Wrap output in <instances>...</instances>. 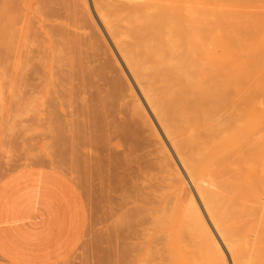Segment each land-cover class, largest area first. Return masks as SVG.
<instances>
[{"label": "bare ground", "instance_id": "bare-ground-1", "mask_svg": "<svg viewBox=\"0 0 264 264\" xmlns=\"http://www.w3.org/2000/svg\"><path fill=\"white\" fill-rule=\"evenodd\" d=\"M66 1L67 0H53V2L60 4ZM70 1L79 9L81 16H84L91 27L96 30L99 39L102 40L101 42L106 48V51H104L107 53L103 54H108L110 58H108L107 61L111 59L110 61H113L116 67V72L114 73H117L118 76L115 77L114 75L115 78H112V82H109L111 90L115 91L117 87L122 86L124 83L121 85V80H124L127 87L124 88L130 96L127 92L124 95L127 94L130 97V101L134 104V112L132 111L133 113L129 115H131L132 118L137 117L136 119H138L141 127L146 126L145 128H148L149 137H151L152 140L154 138L156 143L154 141L152 143L147 139L152 145L154 144V146H152V148L150 146L152 150L148 151L146 155H141L143 158L145 156L144 162H140L142 159L134 162L136 159L133 157L132 162V158L130 157L133 152L131 151L132 153L130 156L128 155V150H130V148L123 146L128 152L126 154L124 153L125 150L120 146V148L123 149L121 154L123 156L127 155L126 157L124 156L125 162L128 156H130L128 160L131 159V161L129 160L130 163L122 165V163L117 160V156L121 155L120 150H118L120 143L118 144L117 142L119 135L117 136V140L114 141L116 136L113 137V133H111L113 130L107 129L109 126L106 124L105 118L107 122L109 118L110 121L108 123H111L116 116L121 113H119L120 109L122 110V108H124L126 110V103H122L124 101L122 99L124 98H120L121 105L124 104V107H119L120 109L116 108L119 104L114 107V104L120 103V101L118 102L116 97H111L115 101L117 100L114 103L113 99L108 97L113 94V92L110 93L105 100L101 99V102L98 101L100 100L98 95L100 96L101 94H95L97 96L93 97V99L92 96H90L92 93L91 89L95 88L93 84H90L93 88L86 86L90 89L87 90V88L84 87L86 84L83 82V86L81 84L82 78H80L78 83L82 85V89L79 90L80 86H78V84L76 86L75 83L68 80L72 79L71 76L73 73L71 72H69L71 73L70 78L68 76L66 79L69 81L67 83H71L73 89H77L78 87L77 91H81L79 92L80 94L91 91V93L88 92L89 94H87V96L89 95L93 100L97 99V103L100 104V106H91V104H97L96 102H90L91 104L85 102L87 106L83 105V110L72 109L73 106L71 107L66 97L69 96L70 98L72 92L69 94L65 87L61 88V95L54 97L56 91H54V87L51 85L56 86L55 77L60 78L61 76L60 73L58 76V72H61V66L58 67V63L61 54L64 53L63 50L68 40V33L62 24L56 23L57 18H52L54 16L57 17V14L55 15L57 12L52 11L54 15L51 14V16L49 13L50 11L48 12V7L47 12L49 14L45 12V15L43 14L39 17L37 15L34 17L35 19L32 18V20H34L33 22H30V19H27V17L25 20L23 18L24 28L22 30L21 28L23 26L20 28V31L23 32H19V35L21 36L22 34L23 38H30L32 46L37 48V59L39 66H41L42 77L46 80L45 82L43 81V85L45 86V83L48 82L47 86L52 88L49 90L46 86L47 93L52 91L53 95L50 97H53V99L51 98V100L47 97L44 98L45 100L43 99L44 101L41 100L47 103H41L40 101L38 105L39 112L37 111V116L39 118L36 117V119H38V125L35 123L36 129L39 126H43L42 124H44L45 127L46 124L47 130H45L46 128L41 129L42 127L37 129V131L40 130L41 133L44 131L42 135H46L50 132L48 134L50 137H48V135L46 136L48 140H45L46 138L44 139L43 136L40 135V132H37L43 138L42 141H49V143H46L47 145L44 149L47 147L49 148L48 144H51L50 146L53 144L55 147L63 143L66 149L61 146L63 149L61 151L57 150L60 151L59 154H57L55 150L54 155L57 154L60 156L62 153L63 157L60 156L58 158L64 159V162L67 157L70 158V161H72L71 163L80 160L79 162H81V166L83 165V170L85 169L86 175L79 172V169L82 167L77 168L76 165L73 164L74 166L70 168H73L72 170H74V168L75 170L78 169L76 172V175L77 173L79 174L78 177L80 174L86 178H90V175L94 176V173L98 176L100 175V177L97 176V179L99 178V187L97 184L96 186L103 196H101V198L98 197V199H101L102 202L105 201L110 207L111 205L113 206L111 207L113 217L114 214L116 215V212L117 214L122 212V216L119 213L121 220L119 218L118 221H122L124 218L123 216H125V218L127 216L129 224L131 225L130 229L127 226L128 222H126V225L123 224L127 226V229L129 228L131 232H128L129 229L127 230L125 227V235L123 234V236L121 235L118 238L123 237L124 240L133 241L134 246L138 247H135L134 250L137 251V249L139 250L140 248V250L142 249V253L144 251L143 255L149 258L148 260L151 258L149 264L153 262L158 263L156 259L159 258L161 260L164 255L166 257L165 253L169 249L168 244L173 237H184L186 240L189 239L188 241H190L191 246L193 245L192 249L196 252H194L195 255L199 251V258L201 259L200 256H203L204 259L202 258V261L200 259L198 260L197 256L194 257L198 260H195V263V261L190 258L191 254L187 252L186 259L189 255L190 264H204L205 261H207L205 264H264V190H261L262 192L257 195V188H255L258 185L261 189H264V158H261V160L260 158L258 159L260 151L259 131L257 128H252L249 125V120H252L251 122L254 121V126L258 124L255 125L256 114H258V106L256 107L257 101L253 98L248 105H244L243 102H241L242 100L240 101L241 103L238 102L234 104L230 101L229 94L225 92L226 90L223 83L218 86L220 93L212 95L213 81L209 78L208 70L213 64L206 61L204 62V60H208L211 57L201 54L202 50L205 49L204 46L208 43L211 33L208 15L205 13L195 15L189 12L184 13L182 16L177 15L176 11L179 8L178 2L180 0ZM183 1L186 7L190 8L192 4L191 0ZM43 7L45 6H42V9H44ZM20 21L22 22V19ZM144 25L157 26L158 30L156 34L160 36L159 41L162 43L161 47L153 48L151 44L141 36L144 32ZM15 31L16 32H12L14 33V37L16 35L15 33H18L17 29ZM8 36L10 35L8 34ZM16 38L18 39V37ZM74 38L78 39L79 36L75 34ZM22 44L26 45L25 43ZM224 53L226 55V51L224 50H222L221 53L219 52V54H221L220 56L225 57ZM219 63L220 64L217 65H220L219 69L224 74L227 63L225 61ZM62 70L64 72H62L63 76L65 74L63 67ZM65 75L67 76V74ZM72 83L75 85V88ZM61 84L62 82L60 81V87ZM71 85H69V87ZM95 85L97 86V84ZM44 86L43 91L45 90ZM57 87H59V85ZM96 88L95 91L97 90ZM98 88L99 91L96 93L103 91L100 90L101 87ZM121 88L122 87H120V89ZM59 90L60 88H58L57 91L59 92ZM44 92L43 94L45 95L46 93ZM114 93L116 94L117 92ZM74 94L75 92H73V95ZM78 96L75 97L74 95L75 100L74 98H72V100L75 102ZM81 96L82 95H80V97ZM89 97H87L88 101ZM49 99L51 101H49ZM82 99H79L80 101L78 100L77 103L81 102L83 104L86 98L83 101ZM107 99L111 100L114 104H111L112 102L109 100L107 101ZM82 104H79L80 108H82ZM88 104H90L89 108ZM110 105H113L112 108L114 107V109L117 110L118 114H116V116L111 115L113 111L106 114L108 111L107 109H109L107 106ZM127 106L128 104L126 107ZM43 107L44 109H41ZM99 108L102 111L99 110ZM124 109L123 111H125ZM115 110L114 112L117 113ZM124 114L123 117L121 115V119L123 118L125 120L126 123L123 125H126L128 120L125 119L126 117H124ZM129 115L127 118L130 119V123L128 122V124H131L132 119L131 116L129 118ZM110 116L113 120H111ZM121 119L119 120L121 121ZM122 126L120 125L118 130L121 129ZM137 126H139V124ZM125 127L119 132L117 130L114 132L118 134L123 132L124 129L125 133ZM139 127H136V129ZM114 128L117 127H113V129ZM141 129L143 130V128ZM141 129H139L140 132H142ZM47 131L48 133H46ZM124 133H120L121 136L125 135ZM246 134L248 137L250 136V148L255 158L253 161L251 160V162H249L245 158L240 159L238 157H233L231 160H228V162L220 164L204 161L205 152L208 151V145L210 144L228 145L231 147L236 146V152H241L242 148L240 145L237 146V144L239 139L246 136ZM35 135L37 136L36 132ZM39 135L38 137H40ZM38 137L36 138L38 139ZM37 139H34V141ZM50 139L53 140L50 142ZM112 140L116 145L111 144ZM52 141L54 143H52ZM39 142L41 141H38V145ZM120 142L122 143L121 145H123V142ZM145 144L146 143H144V148L150 150V148H147L148 145ZM53 146L52 148H54ZM58 146L57 149H61V147ZM141 148L143 149V146ZM153 148L156 149L153 150ZM49 149L48 151L50 152ZM65 150H68V154ZM63 152H65V154ZM54 158L57 157L54 156ZM61 160L57 161L61 162ZM68 160H66V162ZM79 162H76L78 166ZM146 162H148L150 166H145L147 165ZM49 163L50 161L48 164ZM249 163H251L250 167L252 166V168H254L250 172H248V169L244 168L245 165H249ZM70 164H68V167ZM132 164H134V166ZM62 165L64 166V164ZM143 166H145V168ZM142 168H148V171H151L153 174L148 172V176L150 177H147L145 175L147 174V170L144 171L145 174H142ZM118 170L123 172L121 174L118 172L120 176L115 175ZM139 173L142 174V177L146 176L148 179L143 177L144 180L138 183L139 178L137 174L139 175ZM82 176L80 178L81 180L83 179ZM80 179L79 181L81 182ZM94 179L87 180H91L92 183L90 184L89 181L88 183L90 185L88 184V186H93L95 181L97 182V179ZM79 181L76 180L77 183ZM86 185L84 189L88 188ZM91 187L88 188L89 192L87 189L89 194ZM250 191H252L253 195L254 192H256L255 194L257 195H254L256 197V210L259 212L257 219H251L253 215H251L248 210L250 201L247 196ZM93 193L97 196L99 192L97 193L91 190V195H93ZM93 196H89L87 199H96L95 196ZM83 197L84 196H82V198ZM84 199L87 200L86 198ZM96 202L97 201H94V203ZM97 207L100 209L99 205H97ZM98 210L95 211V215ZM108 210L106 208L108 216L104 211L107 217L111 215V213L109 215ZM99 215L101 216V214H98V216L96 215V223L100 220L105 224L104 221L108 218H106V216L100 218ZM102 215L104 216V214ZM98 217L100 219H98ZM115 217L114 219H116ZM112 218L109 217V221ZM117 219L115 221L112 219V224L110 221L109 226H112L111 228L118 226V222H116ZM124 219L123 221H125ZM88 221L91 223L90 219H88ZM123 221L121 222V226H123L122 223H125ZM172 221H177V227H172ZM97 225H99V223H97ZM108 227L105 228L107 229ZM102 228L101 231L103 230L102 232H105L106 229ZM109 229L107 230L110 232L111 229ZM107 230L106 232H108ZM126 233H129V237H131L130 239L132 240H129L128 236L126 239ZM115 234H117V232H115ZM104 235L106 234L104 233ZM106 236H104V238ZM102 240L104 239L102 238ZM115 240L119 241V239ZM193 242L195 244H193ZM133 244L131 243V246ZM116 250L120 252L118 248ZM130 252L132 255V251ZM151 255H153V257H151ZM133 256L136 255L134 254ZM133 256L131 259L135 260ZM154 256L157 258L154 259L155 261L151 262ZM193 256L194 255L191 257L193 258ZM165 257L162 258L163 263H161L164 264L165 261V264H169L166 263L167 258ZM144 260L142 263H147H144ZM189 261L186 260L185 262L189 264Z\"/></svg>", "mask_w": 264, "mask_h": 264}, {"label": "rangeland", "instance_id": "rangeland-1", "mask_svg": "<svg viewBox=\"0 0 264 264\" xmlns=\"http://www.w3.org/2000/svg\"><path fill=\"white\" fill-rule=\"evenodd\" d=\"M191 3L192 4L190 8H187L184 1L180 0L178 2L179 8L177 9L176 14L182 16L184 13L187 12L193 13L195 15H200L205 13L209 17V24H210L209 28L211 33L207 45L204 46L205 49L202 50V53L200 51V53L211 57L208 60H204V62L206 61L213 64L208 70L209 78L213 81L212 95H216L217 93H220L219 92L220 89L218 86L221 83H223L226 90L225 92L229 94L230 97L229 99L234 104L242 100L241 102H243L244 105H248V103L253 98H255L257 101L256 107L258 106L257 107L258 110L256 107L255 108L258 111L257 112L258 114H256L255 125L258 123L257 124L258 127L257 125L256 126L253 125L254 121L251 122L252 120L251 121L249 120V122L251 123V124L249 123V125L252 128H257L259 131L260 151H259L258 159L260 158L261 160V158H264V0H191ZM42 6L45 7L47 6V7L46 8L43 7L44 9H42ZM47 8H48V12L50 11L49 12L50 15L53 14L52 11L57 12L55 13V15L57 14L56 15L57 17L54 16L52 18L55 19L57 18L56 23L62 24L68 33V38H67L68 40L67 43L64 45L65 46L64 47L65 49L63 50L64 53L61 54V58L58 63V67L61 66L60 67L61 72H58V76L60 74L62 76V74L64 73L62 67L65 70V74H67V76L64 74L62 77L60 76V78L55 77L56 79L55 84L57 85L56 86L51 85L54 87V91H56L54 97L56 96L58 97L59 95H61L62 93L61 88L65 87V89L69 92V94H71L72 92L70 98L69 96L66 97L68 98L71 107L73 106L72 109L74 108L76 110H81V109L83 110L84 107L83 105L87 106L85 102L97 103L96 98L98 97H100V100H98L100 102L101 99L105 100L108 97L110 98L116 97L118 102L120 101V103H115L117 100L115 101L113 98H111L113 99L116 105L109 99H107V101L109 100L110 102H112L111 104H114V107L118 106L119 104V106L116 108L120 109L119 107L124 105V104L121 105V100H120V98L123 97L124 99L121 98L122 100H124L122 103H126V105L128 104L127 107L125 105L126 110L121 107L122 110L121 109L120 111L118 110L119 113L121 112L119 114L120 116L119 115L116 116L118 112L117 110L114 109V107L112 108L113 105L107 106L109 109H107L108 111L106 110L107 111L106 114H108V112L113 111L111 112L112 113L111 115L116 116V118L113 120L112 117L110 116L111 120H113L112 121L113 123L112 122L108 123L110 121L108 116H107L109 120L108 122L105 118L106 124L109 126L107 129L113 130L111 131V133H113V137L116 136V138H114V141L117 140V136L119 135L117 142L118 144L120 143L118 149L120 150V154L121 151H123V149L126 151L125 148L126 146L130 148V150H128L130 154L127 151L126 152L124 151V153L126 154L128 153V155L131 156V153L133 152L131 157L128 156L126 158L127 163L125 162L124 159L125 155L123 156L121 154L122 156L121 155L117 156L118 157L117 160H119L122 163V165L130 163L129 160L131 161V159L128 160L129 157L135 158L136 161L134 162H137L140 159H142L140 162H144L145 156L143 158L141 157V155L142 154L146 155L148 151L152 150L151 149L152 146H154V144L152 145L149 141H151L152 143L154 141L156 143L154 138L152 140L151 137H149L150 135L148 128L146 129L145 128L146 126L141 127L138 119H136L137 117L132 118V116L129 115L130 113L132 114L134 112V104L133 102L130 101V97H129L130 95L127 92V90L124 88L126 87V83L124 82V80L123 79L121 80V85L123 83L125 85L123 84L124 86L122 85L120 87H122L126 91H124L122 88L121 90L120 87H117L118 89L116 88L117 90L115 89V91L111 90L109 82L110 81L112 82V78L114 79L116 76H118L117 73L116 74L114 73L116 72L115 71L116 67L114 66L113 61L112 62L110 61L111 59L107 61L108 58L110 57L108 56V54L105 55L103 54V53H107L105 52L106 51L105 50L106 48L104 47L105 45L101 42L102 40L99 39L96 30L92 28L91 25L87 22V19H85L84 16L83 17L81 16L79 9L76 7L74 3H72L70 0L63 2V4L53 2V0H0V188L5 189L6 191L5 192L6 195H3V198L5 197L6 199H8L10 196L13 197V195L17 193L20 192L22 193L28 190L31 191L38 190V204H39L38 209H40V212L37 214L38 216L36 215L34 218H38L37 220L38 222H40L41 220L42 222L44 221V223L47 224V227L40 228L37 236L34 239L37 240L41 239V241L45 240L49 242L48 244H50L51 242L50 245L54 247V251L56 250H60V252L64 251L65 256L63 257V259L56 261L55 264H138V263L143 264L142 262L144 259L146 260V261L144 260V263L147 262L145 264H149L151 258L150 260H148L149 258L143 255L144 251L142 253V249L140 250V248H139L140 252L138 249L137 251L134 250L136 246H134L133 241L131 242L128 240H124L123 237L118 238L121 235L123 236V234L125 235L126 232V230L124 229L125 227L127 229L128 226L131 229L130 227L131 225L129 224V220L127 216H126L127 221L125 216H123L125 219L122 217L125 220L123 221L122 219V221L125 222L122 223V225L123 224L126 225V222H128L127 226L123 225L124 226L123 227L121 226L122 221H118L119 218L121 220L120 215L122 216V212H119L120 215L119 213L117 214L116 212V215L118 216L114 214V217L116 216L115 217L116 219L118 217L116 221L118 222L117 223L118 226L113 225L116 226L115 228L114 227L111 228L112 226H109L110 221L112 224V221L113 220L115 221L116 219H114V217L112 216L113 214L111 213L112 210L111 207L113 206L111 205L110 207V205L106 204L105 201L102 202L101 199L100 200L98 199V197L101 198V196H103V194H101V192L98 191L99 190L98 189L99 178L97 179L98 175L94 173V176L90 175L91 176L90 178H86L80 174V176L78 177L79 174L77 173L76 175L78 169L75 170L74 168V170H72L73 168L72 169L70 168L71 166H74L73 164H75L77 168L82 167L79 169L80 170L79 172L86 175L85 174L86 172L84 171L85 169L83 170V165L81 166V162H79L80 160L79 161L76 160V162H79V166H78L76 162L71 163L72 161H70V158L68 157L65 158V162L63 161L64 159L58 158L60 156L63 157V155L62 153L60 154V156H58L57 154H59V152L63 148L66 149V146L64 147L63 143H61L62 145L58 143L60 146L56 145L55 147L52 144L54 148L50 146L51 144H48L50 149L48 147L47 148L50 150V152L48 151L47 148L44 149L45 146L47 145L46 143H49V141H42V140L43 138L44 139L46 138L45 140H48L46 136L50 132L48 133L47 131L46 133L48 134L45 133L46 135H42L44 134L43 133L44 131L42 133L40 132V130L37 131V129L41 127H42L41 129L46 128L45 130H47L46 124L44 127V124H42V122L41 124L43 126L41 127L36 126L38 128L37 129L35 128V123H37L36 125H38L37 122L38 119H36V117H38L37 113L39 112L38 105L40 101L47 97L53 99V97H50L53 94L52 91L51 92L49 91V93L51 94L46 92L47 90L46 86L48 82L45 83V86L43 85V81L45 82L46 80L43 79L42 77L41 66H39V62L37 59V48L35 46H32V44L30 43V38H23V35L21 34L20 36L19 34L23 32L20 31L21 26H23L21 30L24 28L23 18L25 20V18L27 17V19H30V22H33L34 20H32V18H34L37 15L38 17L43 14L45 15V12H47ZM21 19L22 22L20 21ZM16 29L18 30V33H15L16 35L14 37L13 35L14 33L12 32H16L15 31ZM157 30H158L157 26L144 25L143 27L144 32L143 34H141V36L144 37L151 44L153 48H158L162 46V43L159 41L160 36L156 34ZM8 34L10 36H8ZM75 34L79 36L78 39H76L77 37L74 38ZM16 37H18V39ZM22 43H25L26 45H23ZM222 50L226 51V55L224 53L225 57L220 56L221 54H219V52L221 53ZM222 61H225L227 63L224 74L219 69L220 65H217L220 64L219 62ZM69 72L73 73L72 75L73 77ZM68 76L69 78L70 76L72 78L68 80H71L73 83H75L76 86L77 84L78 86H80L79 90L82 89V85L84 86V83L86 84L84 87L86 86H88L89 88L97 87L96 91L95 88L91 89L92 93L94 92L93 93L94 96L92 95L91 91H87V93L80 94L79 92L81 91H77L78 87L76 89L75 85L72 83L73 87L75 88L73 89L71 83L69 84L67 83L69 82L68 80H66ZM80 78H82L81 80L82 85L78 83ZM60 81L62 82L61 87H60ZM90 84H93V87ZM95 84H97V86ZM58 85L59 87H57ZM69 85L71 86L69 87ZM43 86L45 87L44 90L45 92L43 91ZM98 87H101L102 89L100 88V90L103 91L100 93H96L99 91ZM58 88H60L59 92L57 91ZM89 88H87V90ZM51 89L52 88H49V90ZM43 92L46 93L45 94L46 96L43 94ZM73 92H75L74 94L75 97L79 95L76 98L77 100L75 102H74L75 98ZM88 92L91 93L90 96H92V98L97 96L98 94L101 95L100 96L98 95V97L95 98L96 100H93L94 98L91 99L89 95L87 96V94H89ZM112 92L114 95L113 94L110 95V93ZM114 92H117L118 95L117 93L115 94ZM126 92L129 96L127 94L124 95ZM80 95L82 96L80 97ZM125 96L128 97L126 98ZM87 97H89V101ZM72 98H74V100H72ZM85 98L86 101H83L85 100ZM50 99L49 101L52 100ZM79 99H82L84 103L83 104L81 102L77 103ZM43 101H41V103H47ZM79 104H82L81 105L82 108H80ZM90 104H88V108ZM96 105L100 106V104L98 103L95 105L91 104V106H96ZM129 108L131 111L129 110ZM41 109H44V107ZM112 109H114L117 113H115L114 110ZM123 109L126 112L123 111ZM99 110L101 109L99 108ZM123 114L124 117H126L125 119L128 120L129 123H130V119H128L127 117L128 115L129 118L131 116L132 119L131 124H128L127 122L129 126L127 124L123 125L124 123H126L123 118L122 119L124 121L121 119V115L123 117ZM119 119H121V121ZM138 124L140 127L137 126ZM120 125L121 126L123 125L121 129L126 126L125 133H124V129L123 132H120L122 134L123 133L125 134L123 136H121L120 133L117 134V132H114L115 130H117L118 132L121 130V129L118 130V128H120ZM135 126L139 128L136 129ZM113 127H117V128L113 129ZM141 128H143L144 131ZM139 129H141L142 132H140ZM35 132L37 136L35 135ZM37 132H40L41 133L40 135L43 136V138ZM38 135L40 137H38ZM36 137L40 139L38 140ZM48 137H50V135H48ZM249 137L246 134V136L241 137L239 139L237 146L240 145V147L242 148V151L239 153L236 152L235 149L236 146L231 147L228 145H213V144L208 145V151L205 152L204 161L206 160L220 164L223 162L224 163L228 162V160H231L233 157L236 158L238 157L240 159L245 158L249 162H251V160L253 161L255 158L250 148ZM34 139L41 141L39 142V145L41 146H39L38 141L35 140L37 141L35 142ZM147 139H149V141ZM51 140L53 139H50V142ZM59 140L61 142L60 138ZM120 141L123 142V145H121L122 143ZM52 143L54 142L52 141ZM144 143H146L149 146V147L147 146V148H150L151 146L150 150L148 149L146 150V148H144ZM111 144L116 145V143H113V140ZM57 146L58 147L62 146L63 148L61 147V149L60 148L57 149ZM120 146L122 148L123 146L125 147L121 149ZM142 146L143 149L141 148ZM41 147L43 150L41 149ZM155 149L153 148V150ZM55 150L57 153L56 155H54ZM48 152L51 154H49ZM65 152L68 154V150H65ZM65 152L63 153L65 154ZM54 156L57 157L58 159L54 158ZM133 158H132V162H133ZM56 159L57 160L62 159V160L60 162L57 161ZM66 160H68L67 161L68 163L66 162ZM49 161H50L49 163L50 165L48 164ZM69 161L71 164L69 163ZM62 164H64V166H66L68 170ZM68 164H70L69 167ZM146 164L147 165L145 166H150L148 165V162H146ZM250 164L251 163H249V165L246 164L244 167L248 169V172L254 169L252 168V166L250 167ZM132 165L134 166V164ZM145 166L143 167L145 168ZM144 171H146L147 174H145ZM118 172H120L119 174L123 173L121 172V170H118L115 173L116 176H120ZM148 172L153 174L151 171H148V168L147 169L142 168L141 173L145 174L147 177H150L148 176L149 174ZM141 173H139V175L137 174V177L139 178L138 183H140L141 180L143 181L144 178L145 179L147 178L146 176L145 177L143 176L144 177L143 178ZM72 176L74 177V179ZM81 176L83 178L82 179L83 181L80 179ZM98 177H100V175ZM94 178L97 179V182L95 181V184H93V186L91 185L92 187L88 186L89 184L88 182L90 181V184H92L91 180ZM75 179L77 181H79L80 179L81 182L83 183H81L80 181L77 183ZM88 179L91 180L87 181ZM81 184L84 185L82 186ZM96 184L98 187L96 186ZM85 185L88 188L91 187L90 194L88 193L89 192L88 188L84 189ZM255 188H257V190L256 189L255 190L256 192H258V193L254 192L255 196H257L264 190L261 189L260 186L258 185ZM91 190H94V192L97 193L99 192L97 196L96 194L94 195L93 193L96 199H92V198L87 199L89 198V196L91 197L93 196L91 195ZM254 195L252 194V191H250L247 196V198L250 201V203L248 204L249 205L248 210L250 211L251 215H253L251 219H257V215L259 213L256 210L257 207V205L255 204L256 197ZM82 196L84 197L82 198ZM84 198H86L87 200H85ZM92 200L97 202L94 203V201ZM97 205H99L100 209L97 207ZM88 207H90L91 209ZM106 208L107 210L110 209L108 210L109 215L111 213L109 217L111 218L113 217L112 218L113 220L111 219L109 221V217H107L108 214ZM96 210H98L96 212L97 216L98 214H101V216L99 215L100 218L101 217L103 218L107 215L106 218L108 219L104 221L105 224H103V221L101 222L100 220H98L97 223H99V225H97L95 219L97 218V216L95 215ZM104 211L106 212V215ZM15 213H17L15 216H18V212ZM102 214H104V216ZM100 218L98 217V219ZM88 219L91 220V223L90 221H88ZM171 225L172 227H177V221H172ZM102 227L104 228L108 227L107 229L110 228L111 230L109 229L110 230L109 232L105 228L108 232H106V230L105 232H102L103 231V230L101 231ZM130 229L128 230V232H131ZM115 232H117V234H115ZM104 233L108 236L104 235ZM104 236L106 237L104 238ZM127 236L129 237V233H126V239ZM101 237L104 240H102ZM130 238L131 237H129L128 239L132 240ZM115 239H119V241H116ZM188 240L189 239L186 240V238L184 237H175V238L173 237L171 242L168 244L169 247L168 250L170 251L166 249L168 252V253L166 251H165L166 253L164 252L166 254V257L164 254H163L164 256L162 255L163 257L162 256L161 257L167 258L166 263L169 264H184V263L186 264L187 262L185 261L186 260L189 261L190 258L193 259V261H195L196 258L194 257L196 256L197 259L199 260L200 252L198 251L197 254L198 253L199 254L195 255L196 252L192 249L193 245L191 246V243ZM131 243L133 244L132 246ZM193 244L195 243L193 242ZM117 248L120 250V252L116 250ZM130 251H132V255ZM187 252L188 254H191V256L194 255L193 258L191 256L189 258L188 255L186 259ZM134 254L137 256V258L136 256H133ZM132 256L133 258L135 257V260L131 259ZM151 257H153V255H151ZM200 257L201 259L203 258V256ZM155 258L157 257L154 256L151 262L155 261L154 260ZM162 258L161 260L159 258L156 259V261L158 260V263L157 262H153V263L162 264L163 263ZM190 262L191 261H189V264ZM206 262L207 261H205V263ZM0 264H9V263L0 257Z\"/></svg>", "mask_w": 264, "mask_h": 264}, {"label": "crops", "instance_id": "crops-1", "mask_svg": "<svg viewBox=\"0 0 264 264\" xmlns=\"http://www.w3.org/2000/svg\"><path fill=\"white\" fill-rule=\"evenodd\" d=\"M5 192L0 188V257L9 264H55L63 259L64 251H54L51 242L34 239L40 228L47 227L44 221L34 218L40 212L38 190L20 192L8 199L3 198Z\"/></svg>", "mask_w": 264, "mask_h": 264}]
</instances>
